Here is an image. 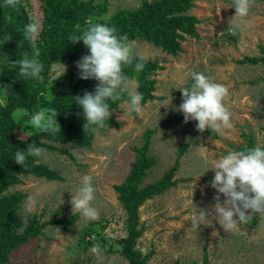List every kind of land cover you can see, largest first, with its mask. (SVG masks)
Listing matches in <instances>:
<instances>
[{"label":"rangeland","instance_id":"rangeland-1","mask_svg":"<svg viewBox=\"0 0 264 264\" xmlns=\"http://www.w3.org/2000/svg\"><path fill=\"white\" fill-rule=\"evenodd\" d=\"M145 1L154 0H97V4L106 3L107 11L102 17L109 18L122 10L137 9ZM24 3L30 22H38L41 28V2ZM193 5L187 13L200 21V38L187 36L181 43L183 52L177 57L141 38L132 41L136 57L158 61L162 66L153 77L157 81L156 99L143 105L142 113L128 111L125 103L110 110V118L118 125H107L95 133L91 147L52 143L58 150H47V161L37 164L49 166L62 180L22 175L21 182L10 187L11 193L25 195L20 214L26 221L33 215L42 222L50 221L57 213L60 218L76 216V222L68 229L48 225L42 236L11 254L10 264H128L120 250V241L128 236V216L115 187L129 175L148 129L155 130V134L147 154L152 166L143 186L160 181L178 159L180 164L173 180L176 185L139 209L140 224L146 231L137 248L149 257L148 264H204V258L208 264H264V218L259 215L235 233L225 232L215 220L210 227L201 224L198 231L191 229L192 217L200 209L210 210L217 195L209 184L214 178L213 163L234 147L246 146L243 135H252L257 144L264 146V63L244 62L246 58L263 57L264 0H255L235 36L228 32L229 20L235 15L232 0H193ZM77 62L62 63L67 67L64 75ZM2 63L0 60V77ZM59 64L51 65V82L56 81ZM193 71L212 76L229 89L225 106L232 114V129L201 133L196 130V121L184 123L183 114L176 111L182 103L179 90L191 86ZM138 87L134 78L129 79L128 90L139 94ZM3 105H7V100ZM186 144V153L180 156ZM83 174L92 176L96 188L93 206L98 209L99 218L94 221H85L80 213L72 212V194L81 186ZM29 196L36 203L34 210L26 214L24 205ZM191 200L193 204L189 203ZM93 223L97 224L92 230ZM88 231L91 240L84 242ZM214 231L218 233L215 236ZM96 244L101 249L99 255L91 251Z\"/></svg>","mask_w":264,"mask_h":264},{"label":"trees","instance_id":"trees-1","mask_svg":"<svg viewBox=\"0 0 264 264\" xmlns=\"http://www.w3.org/2000/svg\"><path fill=\"white\" fill-rule=\"evenodd\" d=\"M43 11V20L38 37L33 40L25 39L24 28L30 23L24 0H19L16 8L4 7V0H0V60L2 63L1 83L9 87L7 105H0V264H10L11 254L44 234L48 225L61 226L68 229L76 222V216L60 218L55 214L50 221L42 222L37 215L27 221L20 214L25 195L11 193L10 187L21 182L22 175H32L45 178L48 181H60L62 177L45 164H37L36 157H27L22 167L14 162V153L17 150L26 151L28 145L35 143L47 150H58L52 143H74L84 147H91L95 133L86 134L83 130L85 123L83 110L75 105L76 96H83L87 92H94L98 86L95 79H79V70L75 66L66 75L51 82L49 71L53 63L69 65L79 61L89 54L82 42L72 44L70 37L80 34L87 26V22L105 23L114 26L118 34L127 35L130 41L141 38L157 47H161L168 54L177 57L183 52L181 43L186 37L199 39L197 25L200 21L187 12L194 6L193 0H154L143 2L134 10H122L109 18L102 16L107 11L106 3L97 4V0H39ZM33 44L39 51L37 57L43 65L41 76L43 80L21 79L18 69H11L7 61L21 59L24 53L31 57ZM263 57L246 58L244 62L264 63ZM139 60L138 57H136ZM135 62V61H134ZM144 68L140 73L132 67L125 66L124 74L129 79L134 78L139 87V94L143 97L141 105L156 99L157 81L153 79L156 71L162 66L158 61L143 60ZM124 99L128 93H123ZM110 104V110H116L124 103L123 100ZM55 109L60 114L56 117L60 125V132H35L29 123L31 114L40 109ZM106 126H117L118 123L109 117ZM33 134L28 136L27 133ZM24 134V137H20ZM155 130L148 129L145 134L144 146L137 150L138 158L124 183L115 187L118 200L127 213L128 236L120 241L121 253L128 264H148L149 257L144 256L137 248L138 240L146 231L140 224L139 209L144 203L155 196L172 189L173 181L180 164L179 159L174 167L170 168L154 184L143 186L147 171L152 166L147 158L151 139ZM247 145L234 147V150H244L257 145L252 135H243ZM186 144L179 155L186 153ZM152 161V160H151ZM97 223H93L91 228ZM89 229V230H90ZM89 231L84 242H90ZM89 237L90 239L85 241ZM204 264H208L204 258Z\"/></svg>","mask_w":264,"mask_h":264},{"label":"clouds","instance_id":"clouds-1","mask_svg":"<svg viewBox=\"0 0 264 264\" xmlns=\"http://www.w3.org/2000/svg\"><path fill=\"white\" fill-rule=\"evenodd\" d=\"M255 0H232L235 15L229 20V29L233 36L237 30H241V21L248 17L250 9ZM19 0H4V7L16 8ZM40 30L38 22L33 21L24 28L25 39L33 40ZM222 33L221 35H223ZM82 42L88 49L76 64L79 70V79L98 81L94 92H85L83 96H76L75 105L83 110L86 134L98 133L108 121L111 112V101L123 100L127 104L128 111L137 114L142 113L141 101L143 97L128 90L129 77L124 74V67L129 66L133 71H143V58L136 59L134 42L127 35L118 34L114 26L105 23L88 21L87 26L80 34L70 37V43ZM40 53L33 44V54L30 57L24 53L21 59L8 60L11 69H18V76L23 79L43 80L41 72L43 65L37 57ZM135 61V62H134ZM67 70L66 65L60 63L56 79L62 77ZM191 86L180 89L182 103L176 111L183 114L184 123L196 121V130L204 132L212 129L219 131L232 129L231 112L225 106V99L229 96V89L217 83L212 76L202 72L190 73ZM128 92V98L124 99L123 93ZM9 95V87L0 88V105L5 104ZM60 113L55 109H40L31 114L29 123L35 132H60V125L56 117ZM32 131L27 135L31 136ZM39 158L36 162L47 161V149L37 146L35 143L28 145L26 151L17 150L14 153V162L22 167L26 164L27 157ZM211 170L214 178L209 182L211 188L215 189L214 203L210 210L200 209L191 219V229L198 231L201 224L212 226L215 220L220 228L227 233H235L240 230L241 225L249 223L254 215L264 218V146H256L244 150H232L222 155L213 163ZM96 188L93 178L88 174L81 177V186L75 194H72L71 206L74 214L80 213L85 221H94L99 218V211L93 206ZM221 195L224 197L221 200ZM35 198L29 196L24 205V212L30 214L35 207ZM189 203L193 204L192 200ZM59 231V229H57ZM213 232V236L217 235ZM99 255L101 252L99 244L91 249Z\"/></svg>","mask_w":264,"mask_h":264}]
</instances>
